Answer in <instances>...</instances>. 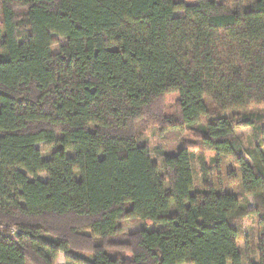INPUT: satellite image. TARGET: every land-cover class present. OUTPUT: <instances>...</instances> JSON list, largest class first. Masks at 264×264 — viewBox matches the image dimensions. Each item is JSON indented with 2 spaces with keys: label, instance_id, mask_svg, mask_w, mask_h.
<instances>
[{
  "label": "trees",
  "instance_id": "trees-1",
  "mask_svg": "<svg viewBox=\"0 0 264 264\" xmlns=\"http://www.w3.org/2000/svg\"><path fill=\"white\" fill-rule=\"evenodd\" d=\"M189 1L0 0V264H243L229 218L246 196L245 264H264V158L245 160L233 126L264 105V0ZM148 119L194 136L162 169L137 140ZM38 143L57 146L45 159ZM222 160L239 194L212 181ZM126 219L162 227L125 233Z\"/></svg>",
  "mask_w": 264,
  "mask_h": 264
},
{
  "label": "rangeland",
  "instance_id": "rangeland-1",
  "mask_svg": "<svg viewBox=\"0 0 264 264\" xmlns=\"http://www.w3.org/2000/svg\"><path fill=\"white\" fill-rule=\"evenodd\" d=\"M190 2L189 0H186ZM220 2H225L229 5L230 8H247L249 0H217ZM175 15L181 16L183 15L182 11H176ZM54 38V43L52 45V51L57 52L60 45L65 43V39L62 36L57 34L52 35ZM254 113L259 115L254 123L255 127L249 126H241L236 124L233 121L234 133L236 140L238 142V146L240 147V153L243 155L245 160L249 164H253L250 159L247 151L255 148L261 158H264V105L253 106L251 109ZM164 114L169 116L171 114H176V107L174 104L169 103L165 106ZM230 114V113H227ZM208 118H202L201 121L207 122ZM140 130L137 134V140L139 145L145 146L147 148L151 160L156 162L160 169H162L163 164V156L162 154H174L181 143L182 139L188 138L192 139L194 136L190 133L188 128L185 131L175 130H167L161 129L158 122H154L153 120H146L143 124L140 125ZM59 144V142H58ZM57 145L46 147L45 143H38L37 147H39L42 151V157L48 159L51 156L52 151L55 149ZM220 167V173L216 174L214 168L211 170V179L214 181L216 186L218 182L221 183V189L223 191H227L232 194H239V181H240V172L238 166L232 160H222ZM236 172V176L238 178L234 184H228L225 179V172ZM193 177H194V185L195 188L200 187L202 184L201 172L199 169V165L197 162L193 163ZM219 177V178H218ZM28 178L33 179L34 177L28 176ZM36 178L41 180H46L47 175L45 173H38ZM256 199L252 196H246L242 199V205L245 208V214L238 217H230L229 221L232 225L237 227L241 231L240 240H238L239 246L242 249L244 261H258V251L256 250V242L258 238V222L257 216L251 212L254 209L256 203ZM161 225L153 223L149 219H126L122 221L123 232L129 233L141 228H146L148 230H160ZM246 238L248 239V243L246 244ZM64 256L62 253H59L55 263H63Z\"/></svg>",
  "mask_w": 264,
  "mask_h": 264
}]
</instances>
